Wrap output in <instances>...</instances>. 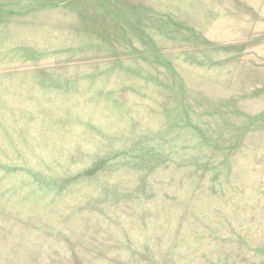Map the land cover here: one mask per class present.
<instances>
[{
  "label": "rangeland",
  "instance_id": "374dc122",
  "mask_svg": "<svg viewBox=\"0 0 264 264\" xmlns=\"http://www.w3.org/2000/svg\"><path fill=\"white\" fill-rule=\"evenodd\" d=\"M0 264H264V0H0Z\"/></svg>",
  "mask_w": 264,
  "mask_h": 264
}]
</instances>
